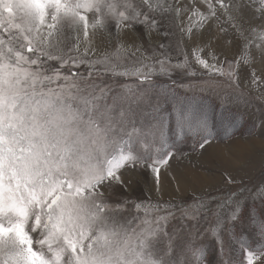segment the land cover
Masks as SVG:
<instances>
[{
	"label": "snow or ice",
	"instance_id": "obj_1",
	"mask_svg": "<svg viewBox=\"0 0 264 264\" xmlns=\"http://www.w3.org/2000/svg\"><path fill=\"white\" fill-rule=\"evenodd\" d=\"M204 3L207 15L196 8L192 11L201 27L219 19L211 0ZM217 4L234 20L229 9L239 6L224 0ZM173 11L180 9L166 5L165 0H0V264H186L183 253L173 258L175 241L166 231L167 223L177 209L183 219L197 218L207 208L203 198L193 197L179 205L134 203L136 210L144 211L145 227L136 231L130 228L131 220L120 221L101 189L122 185L118 173L129 165L147 164L159 180L160 165L168 163L174 147L169 142L165 104L171 105L175 138L191 137L201 149L214 138L206 112L193 100L179 96L171 85L157 91L154 100L125 86L109 105L111 88L97 84L96 77L102 73L134 76L138 86L151 88V76L170 79L172 68L188 67L187 56L173 65L166 53L155 64L118 71L109 56L90 58L94 49L89 39L90 31L95 36L109 24L117 34L136 25L157 30L160 23L155 14ZM87 13L96 14L91 23ZM66 29L82 32L86 45L82 52L76 36V42L61 53L59 40L52 38L54 34L63 37ZM200 51L194 50L198 64L238 84L236 62H228L226 73L202 59ZM187 74L196 75L191 70ZM140 104L148 105V110L133 107ZM137 118L142 129L135 127ZM136 133L152 137L151 143L141 141L146 155L132 149ZM235 196L217 205L216 225L211 230L221 264H264V220L252 215L245 220L243 205ZM126 203H117L115 210H122ZM227 204L234 208L222 218L219 209ZM152 213L157 214L149 218ZM238 226H242L239 233ZM161 237L162 249L157 248ZM254 240L258 241L255 246ZM233 245L238 260L230 255ZM188 251L192 264H205L202 246Z\"/></svg>",
	"mask_w": 264,
	"mask_h": 264
},
{
	"label": "rangeland",
	"instance_id": "obj_2",
	"mask_svg": "<svg viewBox=\"0 0 264 264\" xmlns=\"http://www.w3.org/2000/svg\"><path fill=\"white\" fill-rule=\"evenodd\" d=\"M132 2L139 3L141 0H132ZM153 2L155 3V0ZM165 2L166 5L170 3L173 9L178 7L180 11L156 13L160 23V28L157 30L148 31L143 25H136L122 28L117 34L112 24L103 31L97 30L94 36L96 38L93 40L89 38L94 49L90 53V58L109 56L116 69L124 71L146 64H155L163 59L166 53L173 65L183 62L187 56V68L171 69L170 81L175 79L173 87L187 94L210 95L218 102L242 111L248 127L245 131L237 132L235 136L230 137L234 130V122L227 124L225 119L222 120L223 115L220 116V112H213L208 102L201 103L198 106L205 110L215 132L214 136L217 137L210 140L202 149L193 139L178 140L168 163L160 165L158 181L147 164L135 168L129 165L120 169L118 173L123 181L122 185L115 184L111 188H102L101 191L105 201L112 207L120 221L124 223L131 220L130 228L136 231H140L145 225L142 223L144 211L136 210L133 207L134 203L179 205L191 202L193 197L203 198L207 208L201 209L197 218L183 219L177 209L176 216L169 219L166 231L175 241L173 258H179L183 253L186 264H192L193 257L188 249L202 246L206 254L205 264H221L211 232L216 225L217 205L232 198V194L235 193L234 199L243 205L241 216L245 220L249 215L264 220V0H224L226 4L239 6L229 9L234 20H229L227 14L221 11L217 0H211L216 6V15L219 19L213 18L204 23L203 27L197 23L198 17L193 16L192 11L196 8L207 15L208 8L204 0H165ZM87 15L91 23L96 14L87 13ZM190 16L191 20H189ZM189 28H191L190 33ZM165 31L168 33L167 36L162 34ZM41 33L46 36L45 29H42ZM76 36H79V48L82 52L86 45L80 31L73 32L66 29L63 37L54 34L52 39L59 40V47L63 53L76 42ZM162 44L167 45V48H161ZM197 48L202 49L199 53L202 59L207 60L210 65L215 64L217 68L223 67L226 73L229 71L228 62H236L238 84L227 75H214L198 64L194 53ZM213 56L216 57L215 60ZM50 63L55 66V62ZM102 67L98 66V68ZM158 69L159 65H157ZM189 70L196 75L189 76L187 74ZM80 71L83 72L85 69L81 67ZM158 78L167 79L160 75L151 76L150 88L148 84L138 86V80L134 76L120 77L111 73H102L96 77V83L111 88L107 100L111 105L112 98L122 93L125 86L133 88L136 94L146 93L154 100L156 92L161 89L154 83ZM181 85H191V87H181ZM52 86L56 87V84ZM133 107L137 110L143 108L145 111L149 108L144 104ZM119 110L118 107L113 115H118ZM235 124L239 122L235 120ZM135 127L142 129L139 118ZM123 138L128 139L127 136ZM141 141L151 143L152 137L140 133L132 136L134 153L146 155L147 153L141 148ZM163 175L166 179H162ZM121 201H127L124 208L115 210L114 206ZM233 208V204H227L219 209V215L226 218ZM156 214L152 213L149 218ZM241 227H237V233ZM225 241H228L227 233H225ZM256 243L258 241L254 240L253 245L255 246ZM228 246L226 243V248ZM163 247L164 242L161 237L157 248ZM232 248L230 254L232 259H240L234 245ZM227 255L226 253V258Z\"/></svg>",
	"mask_w": 264,
	"mask_h": 264
},
{
	"label": "trees",
	"instance_id": "obj_3",
	"mask_svg": "<svg viewBox=\"0 0 264 264\" xmlns=\"http://www.w3.org/2000/svg\"><path fill=\"white\" fill-rule=\"evenodd\" d=\"M173 81L175 82V79L170 81L169 78H167V79L158 78L154 81V83L157 86H160L161 89H168L170 85L172 87L174 86V85H172ZM160 82H161V84H160ZM173 88L175 89V92L179 96L191 99L194 102H196L197 105L204 103V102H208L210 107L212 108V111L216 112V113L220 112L219 113L220 116L223 115L222 120L225 119L228 122L227 124H230L233 121L234 122V130H233V133L229 135L230 137L235 136L237 132L245 131L246 127H248V122L246 120V117L243 115L242 111L235 109L234 107L227 105L225 103H220L214 97H211L210 95H205V94H201V93H200V95H199V93H188L187 94V92L184 93V92L179 91L177 87H173ZM163 111L169 114V122H170L169 123V129H168V131L170 132V134L168 132V134L170 135L169 136V139H170L169 142L173 143L175 146V143L178 142V140L175 138V136H176L175 119H174V116L171 115V105L165 104ZM235 120L237 122H239V124H235ZM214 137H217V136H214ZM187 138L192 139L191 137H187Z\"/></svg>",
	"mask_w": 264,
	"mask_h": 264
},
{
	"label": "bare ground",
	"instance_id": "obj_4",
	"mask_svg": "<svg viewBox=\"0 0 264 264\" xmlns=\"http://www.w3.org/2000/svg\"><path fill=\"white\" fill-rule=\"evenodd\" d=\"M89 38L91 39V40H93L94 38H96V37H94L93 36V34L92 33H90V35H89ZM162 179H166V176H162ZM168 179V178H167ZM176 181V180H175ZM157 190V189H156Z\"/></svg>",
	"mask_w": 264,
	"mask_h": 264
}]
</instances>
